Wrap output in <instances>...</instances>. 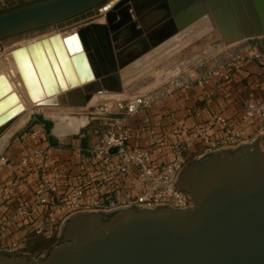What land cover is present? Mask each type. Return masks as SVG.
Wrapping results in <instances>:
<instances>
[{
  "label": "water",
  "instance_id": "95a60500",
  "mask_svg": "<svg viewBox=\"0 0 264 264\" xmlns=\"http://www.w3.org/2000/svg\"><path fill=\"white\" fill-rule=\"evenodd\" d=\"M150 13L167 30L151 47L181 31L191 34L203 18L217 30L223 50L264 38V0H34L0 12V42L27 40L10 56L15 78L36 107L83 108L95 95L124 92L120 71L148 50H126L137 43H122L119 33L124 25L137 32L134 18ZM166 76L160 74L159 83ZM22 111L0 74V138ZM84 120L81 126L88 124ZM259 134L250 142L205 150L179 169L174 183L191 206L74 212L43 255L3 249L0 264H264Z\"/></svg>",
  "mask_w": 264,
  "mask_h": 264
},
{
  "label": "built area",
  "instance_id": "2783aa9c",
  "mask_svg": "<svg viewBox=\"0 0 264 264\" xmlns=\"http://www.w3.org/2000/svg\"><path fill=\"white\" fill-rule=\"evenodd\" d=\"M209 58L213 61L210 67L198 62L167 74L163 83L149 91L99 103L93 119L102 133L85 147L52 145L43 124L14 134L0 151V250L28 253L22 247L28 237L56 238L62 221L78 211L127 205L148 209L159 204L191 206L192 201L174 183L176 173L190 156L238 145L247 125L258 122L257 133L264 132V100L250 92L238 120L219 113L209 124L190 128L159 131L146 116L140 128L143 135H135L126 118L167 102L177 93L186 96L193 85L205 90L212 78L241 70L248 59L261 58L264 74V56L255 51L225 50ZM212 129L221 136L212 139Z\"/></svg>",
  "mask_w": 264,
  "mask_h": 264
},
{
  "label": "crops",
  "instance_id": "0c3cea01",
  "mask_svg": "<svg viewBox=\"0 0 264 264\" xmlns=\"http://www.w3.org/2000/svg\"><path fill=\"white\" fill-rule=\"evenodd\" d=\"M134 19L136 21L137 32L128 31V29L123 28L126 26L124 25L121 29V33H119L120 41L127 45H129V43H137L134 44L136 45L134 47L124 46L126 50L145 49L148 50V53L127 65L120 71V76L124 86V93H126L125 95L124 93L120 94L121 96H128L136 92L132 91L128 93L124 81L128 77L130 78V75H132L134 71L139 68L147 67L150 65V62H156L157 58L161 56V53L167 54L176 48H179L180 50L182 48V44L183 47L187 45L186 39L187 37H190V34H186L187 30L181 31L163 42L160 41V44L156 47H151V43L159 42L161 37L164 36L167 31L161 28L160 16L155 13H150L143 14V16L139 19L137 17ZM226 51L232 53L255 51L259 56H264V38L243 41L232 46ZM219 52L220 51L215 52L212 55H216V53ZM138 62L142 63L138 64ZM196 62H206L205 65L210 67L213 61L209 58V56H205ZM261 62V58L248 59L241 70L223 72L221 76L212 78L211 85L205 90L193 85L188 95L183 96L177 93L167 102H158L155 106L150 109L143 110L137 116L127 117L126 121L132 127L135 135H143L144 133L140 134V128L142 127L143 118L146 116L151 118L154 125L159 126L157 128L159 131L161 128L173 130L181 126L190 128L196 124H209L214 115L219 113H222L224 117L230 119L231 121L238 120L243 113L244 101L248 93L254 92L256 96L264 100V74ZM207 66L201 70L198 69V72L201 73L209 68ZM185 68H188L187 65L184 66L181 71ZM155 86H153V88ZM151 89L152 88L149 90ZM97 105H99V103ZM28 119H30L28 127H32L37 123H32L36 119V116L32 115V113ZM42 120L46 121L44 118H42ZM30 123L32 124L30 125ZM258 127V122L247 125L243 130L240 143L254 140L258 135ZM50 133L53 136V143L50 142L52 145H80L85 147L95 143L100 137L102 131L97 123L95 126L88 127L87 124L80 126L77 132H65L62 135H58L53 131ZM209 134L212 139H217L221 136V133L214 129L210 130ZM13 138L14 134L10 135L4 144H2L0 151H4ZM259 138L261 145L264 144V135L259 134ZM31 239V237H28L26 242L22 243L23 251L28 252L25 250V247L28 246Z\"/></svg>",
  "mask_w": 264,
  "mask_h": 264
},
{
  "label": "rangeland",
  "instance_id": "374dc122",
  "mask_svg": "<svg viewBox=\"0 0 264 264\" xmlns=\"http://www.w3.org/2000/svg\"><path fill=\"white\" fill-rule=\"evenodd\" d=\"M2 2V6H10L15 3L17 0H0ZM191 29L193 30L191 34L187 31L186 34H190V37H187L186 44L183 47V44L181 45L182 48L179 50V48L172 50L171 52L167 54L161 53L156 62H150L147 67L145 68H139L138 70L134 71L132 75H130V78H126L125 85L126 90H128V93L132 91L136 92H144L146 90H149L150 88H153V86L157 85L159 83V77L160 74L163 72L167 74H174L179 72L181 69H183L184 66L187 65L193 66L194 64L198 63L200 58H203L205 56H210L214 54L215 52H222L224 53V44L217 32L216 29L212 28L207 20V18H203L196 22L194 25H192ZM70 32V31H69ZM68 32V33H69ZM6 48V45L4 42H0V55L4 52ZM185 61V62H183ZM142 63V62H138ZM193 64V65H192ZM124 93V92H123ZM126 93H124L125 95ZM114 95L111 94H102L99 96H95L93 100L89 102V105L87 107L83 108H49V107H34V105L27 103L28 109L25 111V121L18 125L13 124L12 127L7 132V138L10 137L12 134H16L19 131H22L23 129H27L28 124L30 122L29 116L32 113V115L35 116H41L46 121L50 122V132H54V130H58L59 133L64 134V128L66 126L65 132L66 133H72L74 130L76 131L79 126L83 125L77 123L76 128H69L67 127V123L71 121L78 122L81 119H84L85 117L88 118V124L87 126H95L97 125V121L93 119L95 116L93 115V110L95 106L104 100L113 98ZM115 97H121V95H115ZM85 122V121H84ZM40 125L39 122L35 124ZM34 125V126H35ZM62 128V129H61ZM63 130V131H59ZM49 134L51 135V133ZM57 134V133H56ZM61 134V135H62ZM52 136V135H51ZM53 137V136H52ZM2 142L0 141V149L2 147ZM264 147V144H262ZM229 147V146H227ZM223 148V147H222ZM202 154H198L200 156ZM191 158L197 157V156H190ZM190 158V159H191ZM189 159V160H190ZM57 242V238L51 239V240H43L41 238L31 239L28 243V246L25 247L32 257H37L39 255H43L44 252L47 250L49 246Z\"/></svg>",
  "mask_w": 264,
  "mask_h": 264
},
{
  "label": "bare ground",
  "instance_id": "6f19581e",
  "mask_svg": "<svg viewBox=\"0 0 264 264\" xmlns=\"http://www.w3.org/2000/svg\"><path fill=\"white\" fill-rule=\"evenodd\" d=\"M102 20H103V16L101 15L99 17V21H102ZM161 32H163V31H161ZM25 42H27V40L23 39V40H21L20 42H18L16 44L14 43V44H12L10 46H6L4 52L0 55V74H2L7 79V81L9 82L12 90L14 91L15 95L18 98V101L23 106V111L20 112L18 115H16L14 117V119L11 121V124L8 127L7 131L0 138V141H5L6 140V138L8 136L7 132L9 131V129L12 127L13 124L20 125V124H22L25 121V111H26V109H28V108H26L27 107V103L32 104V105H34V107H36L35 104L30 102V100L26 97V94L23 91L21 83L19 82L18 79L15 78L14 66H13V62H12L11 56H10V51L13 48L19 47L20 45H23ZM95 96L97 97L99 95H95ZM95 96H93L91 100H93ZM114 97H115V95H114ZM84 121H85L84 119H81L78 122L71 121V122L67 123V127L71 128V129L76 128L77 127V123L78 124H82V123H84ZM65 129H66V126L64 128V133H65ZM54 131L58 135L62 134V133H59L58 130H54ZM59 131H63V130H59Z\"/></svg>",
  "mask_w": 264,
  "mask_h": 264
},
{
  "label": "trees",
  "instance_id": "16d2710c",
  "mask_svg": "<svg viewBox=\"0 0 264 264\" xmlns=\"http://www.w3.org/2000/svg\"><path fill=\"white\" fill-rule=\"evenodd\" d=\"M34 122H39V123H41V124L44 125L45 130H46V133H47V135H48L47 137H48V139L50 140V142L53 143V137L49 134L50 122L42 120L41 116H36L35 121H33L32 123H34ZM32 123H30V125H31Z\"/></svg>",
  "mask_w": 264,
  "mask_h": 264
},
{
  "label": "flooded vegetation",
  "instance_id": "af4514ba",
  "mask_svg": "<svg viewBox=\"0 0 264 264\" xmlns=\"http://www.w3.org/2000/svg\"><path fill=\"white\" fill-rule=\"evenodd\" d=\"M34 0H17L15 1V3H13V5H10V6H4V7H0V12L1 11H4V10H7V9H10V8H13V7H16V6H21V5H24V4H28L30 2H33Z\"/></svg>",
  "mask_w": 264,
  "mask_h": 264
}]
</instances>
